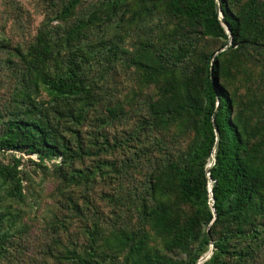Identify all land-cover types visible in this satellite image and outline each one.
I'll use <instances>...</instances> for the list:
<instances>
[{
  "label": "trees",
  "instance_id": "1",
  "mask_svg": "<svg viewBox=\"0 0 264 264\" xmlns=\"http://www.w3.org/2000/svg\"><path fill=\"white\" fill-rule=\"evenodd\" d=\"M33 2L35 34H0V264L26 259L28 164L57 181L37 264H198L211 247L199 264H264V0H219L228 48L216 0ZM108 178L106 218L76 191Z\"/></svg>",
  "mask_w": 264,
  "mask_h": 264
},
{
  "label": "rangeland",
  "instance_id": "2",
  "mask_svg": "<svg viewBox=\"0 0 264 264\" xmlns=\"http://www.w3.org/2000/svg\"><path fill=\"white\" fill-rule=\"evenodd\" d=\"M24 10H25V21L23 27H18L14 25L11 21H8L5 25V21L8 19L5 12L3 11V3L0 0V34L2 36H15L12 37L14 42H24L29 39L31 35L35 34L37 29L41 26V22L44 19V15L41 10L36 7L33 0H20ZM5 27V28H4ZM18 30V31H17ZM9 37V38H11ZM5 71L0 69V81L7 86L8 81L5 77ZM2 94V93H1ZM130 124V123H129ZM111 132L112 134L117 133L121 134L127 127V124L124 123L115 126ZM123 154H116L119 160L122 158ZM6 157H9L8 155ZM29 156H25L26 160ZM32 158H36L33 156ZM27 164V162H26ZM93 163L87 162V166H91ZM27 170L31 173L33 182L29 185V197L27 203L29 205H22L19 203L14 204V208L22 209L24 211V223L27 222L29 226V235L27 236V241L22 244L26 245V259L23 262H18L17 264H37L36 260L41 259L43 251L46 250L47 244L50 243L52 236H54V230L48 228V222L52 220V208L54 201L51 197V194L54 192V189L57 185L56 178L53 174L45 175L43 172L35 170L34 166H26ZM141 176L140 174H138ZM131 176V173L129 174ZM136 175V178H139ZM131 177L127 178L124 181V186L130 189ZM27 185V183H26ZM118 189V183L116 180L111 178L101 179L95 181L89 186V189L85 187L80 188L76 191V197L80 202L84 201L83 195L88 194L89 199L91 200L94 208L92 212L98 210L99 212L104 213V216L107 218L111 215L112 205L109 204L106 200L105 194H115ZM88 191V192H87ZM54 210H56L54 208ZM92 215V214H90ZM79 222L75 223L73 226H70V233H62V238L64 242L67 243V240L71 237L76 239L74 236L75 232H79ZM56 233V232H55ZM83 239L80 237L78 243H82ZM204 260V259H203Z\"/></svg>",
  "mask_w": 264,
  "mask_h": 264
},
{
  "label": "water",
  "instance_id": "3",
  "mask_svg": "<svg viewBox=\"0 0 264 264\" xmlns=\"http://www.w3.org/2000/svg\"><path fill=\"white\" fill-rule=\"evenodd\" d=\"M216 7H217V11H218V13H219V15L221 17V22H222L223 26L226 28V30L229 33V35H230V42H229V45L226 47V48H228L229 46L232 45V33H231V30L228 27L226 21L223 19V13L221 11L219 0H216ZM213 164H214V162L209 166V168H211ZM209 188H210V194H211V204L213 205V203H214L213 188H212V186H210ZM212 249H213V247H211V250L205 256H203L200 260L204 259L205 261H207L211 257V255L213 253ZM200 260H199V262H200ZM199 262H198V264H199Z\"/></svg>",
  "mask_w": 264,
  "mask_h": 264
}]
</instances>
